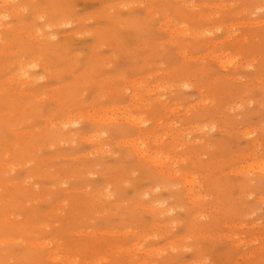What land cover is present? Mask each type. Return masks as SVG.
<instances>
[{"label":"rangeland","instance_id":"rangeland-1","mask_svg":"<svg viewBox=\"0 0 264 264\" xmlns=\"http://www.w3.org/2000/svg\"><path fill=\"white\" fill-rule=\"evenodd\" d=\"M0 264H264V0H0Z\"/></svg>","mask_w":264,"mask_h":264}]
</instances>
